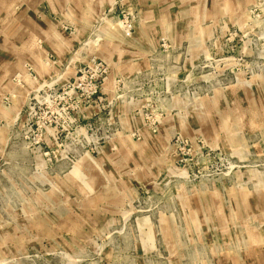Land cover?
I'll use <instances>...</instances> for the list:
<instances>
[{
    "label": "rangeland",
    "instance_id": "rangeland-1",
    "mask_svg": "<svg viewBox=\"0 0 264 264\" xmlns=\"http://www.w3.org/2000/svg\"><path fill=\"white\" fill-rule=\"evenodd\" d=\"M0 35V264H264V0H0Z\"/></svg>",
    "mask_w": 264,
    "mask_h": 264
},
{
    "label": "bare ground",
    "instance_id": "bare-ground-1",
    "mask_svg": "<svg viewBox=\"0 0 264 264\" xmlns=\"http://www.w3.org/2000/svg\"><path fill=\"white\" fill-rule=\"evenodd\" d=\"M6 26V25H5ZM1 36V35H0Z\"/></svg>",
    "mask_w": 264,
    "mask_h": 264
}]
</instances>
